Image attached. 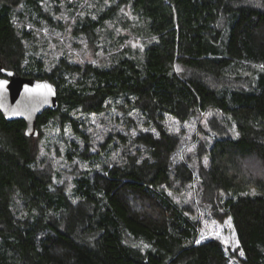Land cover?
Returning <instances> with one entry per match:
<instances>
[{
  "label": "trees",
  "instance_id": "1",
  "mask_svg": "<svg viewBox=\"0 0 264 264\" xmlns=\"http://www.w3.org/2000/svg\"><path fill=\"white\" fill-rule=\"evenodd\" d=\"M23 1L36 23L40 0ZM17 3L0 0V76L49 78L60 104L39 116L34 137L0 111V264H231L219 239L199 241L200 218L174 197L194 181L213 217L233 222L240 264H264V6L114 0L85 32L128 6L142 49L48 68L28 54L34 31ZM101 116L123 131L96 142L89 126ZM205 116L209 148L197 165L176 162L181 137L167 121ZM45 133L75 165L72 188L42 161Z\"/></svg>",
  "mask_w": 264,
  "mask_h": 264
},
{
  "label": "rangeland",
  "instance_id": "2",
  "mask_svg": "<svg viewBox=\"0 0 264 264\" xmlns=\"http://www.w3.org/2000/svg\"><path fill=\"white\" fill-rule=\"evenodd\" d=\"M113 1L40 0L38 8L43 13L38 16L35 11L34 18L38 21L32 23L33 19L24 9V1L18 0L15 5L16 12L22 15H19L20 19L26 23L27 29H33L35 36L32 41H26L28 54L42 57L47 67L51 68L63 56L79 63L107 64L112 61L116 51L127 48L133 51L142 49L144 40L133 32L137 18L128 6H122L117 17L106 21L104 27L99 26L93 31L85 32L86 22L90 19H99L102 10ZM247 1L264 6V0ZM91 122L89 129L96 142L103 141L108 132L124 129L109 116L92 117ZM167 124L171 131L181 137V147L175 156V161L189 160L197 165L200 151L209 148L212 142L213 133L212 128L209 127L208 116L195 117L187 121L170 117ZM46 136H48L47 133L37 140L42 161L60 170V177L57 180L61 183L67 181L72 188L74 177L72 171L75 165L65 159V145L58 140L57 136L54 135L52 140L47 139ZM80 167L83 165L80 164ZM198 188H200L199 181H194L174 197L194 210L200 218L202 230L199 241L210 238L219 239L231 257V264H240L238 257L241 251L233 222L230 218L223 221L214 218L211 206L203 201Z\"/></svg>",
  "mask_w": 264,
  "mask_h": 264
},
{
  "label": "water",
  "instance_id": "3",
  "mask_svg": "<svg viewBox=\"0 0 264 264\" xmlns=\"http://www.w3.org/2000/svg\"><path fill=\"white\" fill-rule=\"evenodd\" d=\"M0 76V111L11 120L22 119L26 123V134L37 136L38 118L48 109L59 107L58 87L49 78L21 75L17 70L2 68ZM48 85V88L42 87Z\"/></svg>",
  "mask_w": 264,
  "mask_h": 264
},
{
  "label": "snow or ice",
  "instance_id": "4",
  "mask_svg": "<svg viewBox=\"0 0 264 264\" xmlns=\"http://www.w3.org/2000/svg\"><path fill=\"white\" fill-rule=\"evenodd\" d=\"M0 83H6V81H5V82H0ZM42 87H44V88H48V90L51 91V89L49 88L48 85H43ZM225 242H227V241H225ZM197 243H199V241H197ZM241 254H242V253H241Z\"/></svg>",
  "mask_w": 264,
  "mask_h": 264
}]
</instances>
